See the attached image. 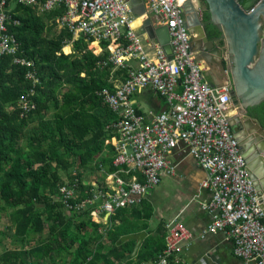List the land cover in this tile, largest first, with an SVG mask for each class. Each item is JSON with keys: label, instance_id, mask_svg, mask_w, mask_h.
I'll list each match as a JSON object with an SVG mask.
<instances>
[{"label": "built area", "instance_id": "1", "mask_svg": "<svg viewBox=\"0 0 264 264\" xmlns=\"http://www.w3.org/2000/svg\"><path fill=\"white\" fill-rule=\"evenodd\" d=\"M13 3L38 7L43 12L64 8L61 25L91 43L105 42L108 57L100 66L112 64L126 75L114 89L100 91L118 115L112 124L118 134L105 142L114 145L117 170L108 172L100 164L102 179L96 178L92 184L93 197L76 204L72 201L80 193L79 182L61 186L67 212L95 206L91 215L99 222L103 215L111 216L119 208L139 205L160 184L163 175L176 173L172 155L182 148L208 174L204 185L212 197L201 206L209 211L212 222L201 236L223 231L234 241V254L245 264H264V209L230 124L232 86H213L205 78L204 63L191 50V35L180 0L146 2L154 23L169 28L172 56L157 41L136 32L137 19L129 0H0V65L3 56L19 50L16 36L9 31V24H20L11 13ZM14 63L30 67L26 77L36 85L40 82L33 59L15 57ZM147 88L156 90L168 105L150 119L133 99ZM28 97L29 92L21 98L27 110L34 107ZM166 227V247L157 264L179 260L195 238L178 219ZM101 232L106 233V229Z\"/></svg>", "mask_w": 264, "mask_h": 264}, {"label": "trees", "instance_id": "2", "mask_svg": "<svg viewBox=\"0 0 264 264\" xmlns=\"http://www.w3.org/2000/svg\"><path fill=\"white\" fill-rule=\"evenodd\" d=\"M38 12L15 5L13 17L20 24H9V31L19 50L3 56L0 65V212L8 210L10 221L8 230L0 231V264H153L166 247L162 232L149 234L136 257L134 240L119 243L148 228L144 206L119 208L109 217L106 235L92 221L95 206L66 210L60 191L65 175L70 183L79 182L76 204L93 197L94 186L83 183L87 171L99 170L98 178L100 164L117 170L114 145L105 141L118 134L112 126L118 115L100 95L114 88L113 65L102 68L108 52L95 54L83 36L74 41L73 53L63 51L73 38L68 28L57 27L64 8ZM209 19L205 12L209 35H220ZM15 57L34 60L37 85L26 77L31 68L14 63ZM114 75L126 77L124 71ZM28 92L34 105L29 110L21 103ZM249 115L264 126V102L249 108Z\"/></svg>", "mask_w": 264, "mask_h": 264}, {"label": "water", "instance_id": "3", "mask_svg": "<svg viewBox=\"0 0 264 264\" xmlns=\"http://www.w3.org/2000/svg\"><path fill=\"white\" fill-rule=\"evenodd\" d=\"M200 1L201 12L193 0L181 3L193 40L205 42L203 47L199 45L194 51L206 54L205 50L213 47L203 19L207 12L209 22L218 29L227 46V67L233 81L230 124L240 142L247 170L264 209V126L249 115V108L264 102V0H204L206 4ZM146 2L129 0L134 17L141 20L138 34L157 41L172 56L174 47L169 28L154 23L148 15ZM145 235L124 236L120 243L137 239L135 255Z\"/></svg>", "mask_w": 264, "mask_h": 264}, {"label": "crops", "instance_id": "4", "mask_svg": "<svg viewBox=\"0 0 264 264\" xmlns=\"http://www.w3.org/2000/svg\"><path fill=\"white\" fill-rule=\"evenodd\" d=\"M16 4L17 3H13L11 7V13L13 16V10ZM32 8L37 9V11H39V14L44 13L43 11L39 10L38 7ZM140 24L141 20L137 19V22L135 24V30L137 33H139ZM57 25L58 30L67 28L62 26L60 22H58ZM80 37L81 36L78 37L73 33L72 40L67 42V44L63 47V51L66 54L73 53L74 41L78 40ZM103 43L99 44L97 42H89L88 46L90 50L99 55L107 52V45H103ZM117 71L121 70L112 67L110 81L113 83L114 88L116 84L125 79L121 78L120 76L114 75V73H116ZM133 99L135 100V104L139 108L140 112L143 113L147 119H150L153 114L167 109L168 107L166 100L152 88H147L141 92L136 93ZM172 159L177 165L176 173L174 175H163L160 184L157 185L146 197H144L139 205H137L144 206L143 209L145 213L146 210L150 213V218L148 219V228L135 233V235L141 233H146V235L142 239L138 252L135 255H133L132 252V257H136L138 255L139 250L144 243V240L149 234L162 232L163 240L164 242H166V224L171 220L178 219L193 232L195 238L191 246L180 254L179 260H172L177 263L182 262V264H245L242 258L234 254L235 243L227 236L225 232H211L205 233L204 236H201L202 232L212 222V216L209 211H205L201 206L202 202H207L212 197L210 190L204 185L208 176L207 171L197 163L196 159L192 155H190L182 148H177L174 151ZM94 164H100L99 159L96 160ZM88 172L89 171H87L83 176V183L93 184L96 179L92 182H88V178L91 175L88 174ZM98 172L99 170H96V175H98ZM99 178L101 177H98L97 180ZM145 213L142 212V215H144ZM109 217V215H103L102 220H100L99 222L92 217L93 222L102 225L101 229H106V233L101 232V229L99 231L104 235L107 234L108 227L112 225L111 222H109ZM7 218L9 220L8 210L0 212V224ZM9 223L10 221H8V223L5 225L6 228ZM128 240H134L136 247L138 243L137 239ZM1 248L2 247L0 244V249ZM172 260L170 261V264H176L172 263ZM153 264H157V261Z\"/></svg>", "mask_w": 264, "mask_h": 264}, {"label": "flooded vegetation", "instance_id": "5", "mask_svg": "<svg viewBox=\"0 0 264 264\" xmlns=\"http://www.w3.org/2000/svg\"><path fill=\"white\" fill-rule=\"evenodd\" d=\"M206 28L209 38L213 40L214 43L213 47L211 49H208L207 51L205 50L206 54L203 52L197 53L196 51H194V49L198 48L199 45L203 47L205 45V42L202 41V43H199L196 39L193 40V37L190 34L191 50L194 53L195 58L198 61L204 63L205 78L211 85L222 86L224 84H229L233 88L232 76L229 73L227 67V55H226L227 46L225 44L224 38H222L221 34L210 36L207 27V22H206ZM217 80L219 83L217 82Z\"/></svg>", "mask_w": 264, "mask_h": 264}, {"label": "rangeland", "instance_id": "6", "mask_svg": "<svg viewBox=\"0 0 264 264\" xmlns=\"http://www.w3.org/2000/svg\"><path fill=\"white\" fill-rule=\"evenodd\" d=\"M196 5H197V8H198V10H199V12H201L202 10H201V1L200 0H197V2H196ZM142 36H147V35H142ZM68 49V48H67ZM88 174H91L90 176H89V180H88V182H92L93 180H95L96 179V170H95V172H92V171H89L88 172ZM67 182H69V180H68V177H67V175H65V184L67 183ZM6 218V217H5ZM8 218L7 219H5V220H3L2 222H1V224H0V227H1V232H3V231H7L8 229L5 227V225L8 223ZM5 235L4 234H2V238L3 239H5L6 237H4ZM6 240V243H9L10 242V239L9 238H7V239H5ZM3 248V247H2Z\"/></svg>", "mask_w": 264, "mask_h": 264}, {"label": "bare ground", "instance_id": "7", "mask_svg": "<svg viewBox=\"0 0 264 264\" xmlns=\"http://www.w3.org/2000/svg\"><path fill=\"white\" fill-rule=\"evenodd\" d=\"M183 1H185V0H181V3H182ZM196 2H197V0H193V3L195 4V7L197 6V5H196ZM135 24H136V22H135ZM135 24H134V25H135Z\"/></svg>", "mask_w": 264, "mask_h": 264}]
</instances>
